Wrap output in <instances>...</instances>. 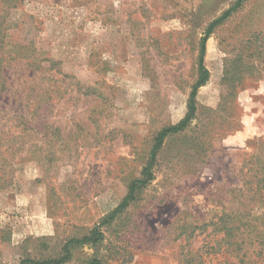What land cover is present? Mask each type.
Listing matches in <instances>:
<instances>
[{"label": "rangeland", "instance_id": "obj_1", "mask_svg": "<svg viewBox=\"0 0 264 264\" xmlns=\"http://www.w3.org/2000/svg\"><path fill=\"white\" fill-rule=\"evenodd\" d=\"M236 1L0 0L4 51L16 58L7 85L37 64L49 77L21 102L0 92V264L60 256L121 203L157 133L185 116L201 39ZM205 65L196 115L166 139L155 178L65 264H183L187 254L221 264L206 253L219 236L209 221L264 213L245 185L264 163V0L242 1L215 28ZM18 109L31 130L12 126Z\"/></svg>", "mask_w": 264, "mask_h": 264}, {"label": "trees", "instance_id": "obj_2", "mask_svg": "<svg viewBox=\"0 0 264 264\" xmlns=\"http://www.w3.org/2000/svg\"><path fill=\"white\" fill-rule=\"evenodd\" d=\"M242 1L244 0H237L232 7L227 9L221 16L215 18L208 25L206 33L201 39L198 56V76L189 95L187 112L178 123L165 126L157 133L154 138L152 148L148 154L147 161L143 166L140 175L128 184L126 195L123 197L121 203L95 228H93L88 235H85L81 238L70 239L65 244L63 252L60 254V256L49 257L45 260L23 258L19 264H65L71 259L73 245H95L104 239L102 226L113 222L119 214H121L132 202L135 201L139 191L146 188L155 178L154 168L159 152L161 151L166 139L184 131L194 119L197 112L198 90L207 83L210 76V72L205 65L207 40L214 32L215 28L223 23L224 20L231 15L232 11H235L240 6ZM4 21L5 19H2L0 22V55H2L0 57V92L12 93L15 99H17V102H21L26 99V94H30V91L35 90V77L40 78V83L47 80L49 77L44 74V70H41L42 68L40 64H37L38 59L34 58L32 60V64L37 65L31 75L28 76V78H25V80L21 81L20 84L18 82L16 87L11 86V88H9L7 85L9 78L6 76L5 69L9 63L16 58H12V52L4 51L6 44H8V30L10 28ZM15 54L21 58L20 60H23L24 57H26V59L28 58L27 52H24L23 54L20 50H18ZM32 57L33 55H30V58ZM27 62L29 63V61ZM38 68L40 71L39 74L41 73L42 75L36 73L38 71L36 69ZM48 96V89L39 95L41 99H46ZM16 115H18V118L12 124V126L15 128L31 130V124L25 122L27 110L18 109ZM1 165L2 163H0V167ZM248 172L250 176L245 181V185L248 186V189L253 190L252 187L253 184H255V196L260 194V197H264L262 196V194H264V163L255 166L254 170L249 169ZM2 177L3 175L0 176V178ZM243 214L223 212L220 215H216L214 220L212 219L209 221L210 224L213 225L212 233L215 235L219 234V236L215 239L213 244L206 246L208 247V252L206 253L221 255V264H264V213L254 214L253 212L249 211ZM210 250L211 252H209ZM202 257L203 255L196 258V256H189L187 254L183 260V264H204V260L201 259ZM91 264H101V262L95 259Z\"/></svg>", "mask_w": 264, "mask_h": 264}]
</instances>
